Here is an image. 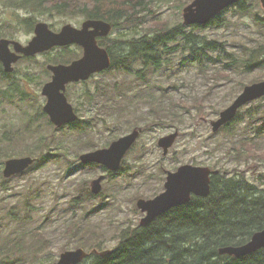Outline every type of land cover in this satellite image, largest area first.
Instances as JSON below:
<instances>
[{"label": "rangeland", "instance_id": "1", "mask_svg": "<svg viewBox=\"0 0 264 264\" xmlns=\"http://www.w3.org/2000/svg\"><path fill=\"white\" fill-rule=\"evenodd\" d=\"M135 1L132 0V2ZM143 1L145 3L147 0ZM191 1L155 0L147 4V8L137 6L135 12L144 20V24L119 25L113 29L109 37L111 39L122 37L127 40L131 37H140L152 27L165 24L175 26L178 23L183 25V9ZM258 1L260 5L253 6L251 12L247 14H241L238 11L239 7L235 6L225 12L221 17L222 21L217 24H209L199 29L184 26V29L186 32H193L202 37L208 36L227 42L229 52L240 51L249 46L257 47L260 42L264 43V7L261 1ZM252 4L254 0H246V5ZM105 9H110V6H105ZM29 16L24 10L5 7L3 0H0V37L13 38L27 45L35 35L34 26L37 22L45 21L57 31L67 23L80 27L86 19L79 14H37L36 22L31 28L25 22ZM175 45L178 47L172 52L169 62L161 64L158 70L147 69L143 72L144 77L137 76L138 72L143 70V64L138 61L131 65V73L112 67L107 72L97 74L84 85L72 86L70 102L73 105L78 104L82 120L93 118V124H96L97 128L71 133H66L69 127L62 128L55 133L52 131L54 134L51 139V142H54L52 143L53 150L57 149L56 141L63 140V146L67 147L64 151L66 158L44 161L40 166L38 165L39 167L12 178L5 187H0V205L3 201L11 208L17 206L18 201L26 200L25 195L29 188L38 186L40 188L31 202L32 207L29 208L31 214L27 225L30 230L42 228L50 244L33 256L32 264H52L65 250L78 247L91 250L90 245L95 241H91L95 237L91 235L92 233L85 235L87 245H80L77 239L70 238L66 232V222L72 216L82 220L86 215L87 222L99 235L97 239L100 238L103 241L102 247L104 249L114 248L118 243L120 229L134 227L140 222L143 214L136 205L137 199L154 196L164 189L166 177L164 169L172 170L184 163L211 167L216 165L225 170L238 167L240 170H246V177L250 181L264 186L259 179L260 175L264 174V134L258 137L255 129L256 125L264 123V113L257 114L253 119L249 117L250 112L254 113V107H263L264 98L241 109L240 117L243 116V118L231 128L236 132L234 136L225 129L213 132L210 124V121L218 118L220 112L234 101L247 84L255 82L253 79L256 78L264 79V67H257L252 72H242L241 75L236 74L232 79H228L225 75H219L220 71L215 69V64L208 62L206 58L208 66L204 67L197 62L187 61L188 57L192 59L193 56H189L180 38L170 46ZM77 46L72 45L71 50H77ZM58 51L55 50L46 55L39 54L31 61L24 59L15 64V71L11 73L12 78L8 80L15 84L19 92L10 88L12 93L9 91V96L13 94V99L4 94L0 96V137L3 131L13 127L11 124L15 125L14 129L23 128L25 124L23 109L33 112V105L42 108L44 104L42 87L45 82L43 80L46 76L50 78V75L43 70L42 64L49 63L47 62L48 56L57 55ZM82 54L79 53L80 56ZM211 54L216 58L218 54L224 55L220 51H214ZM184 59L186 61L182 63ZM240 82L243 83L240 84ZM116 84L120 86L119 93L115 91ZM8 87L10 86L4 84L0 88L6 90V88L9 89ZM83 92L96 95L102 92H110V94L116 92L122 114L114 113L111 116L110 113L105 112L101 115L98 114L99 111H96V106L93 110L89 109L86 112L81 94ZM20 93L23 97L19 95ZM139 95L141 98H137ZM24 97H29V99L24 100L22 104L19 103L18 100ZM156 97L160 101V105L157 102V106L164 107L163 111L166 108L174 109L177 111L176 114L179 113L178 119L154 113L150 104L153 103L151 99ZM134 126L143 127V133L133 150L127 154L126 162L118 173L108 174L101 166L81 163L80 154L92 149L89 143L94 147L106 146L113 139L132 130ZM31 127L34 128L35 125ZM43 128L44 132L48 133L47 128L45 126ZM176 129L180 131V134L169 154L164 156L163 150L158 145V139ZM50 130L53 129L49 128ZM243 139L246 141L253 139L258 143L248 144V148L246 147L248 152L240 161L230 156L228 150L235 142ZM74 141L81 142V145L80 143H77L78 146H73L75 143L71 145ZM34 144V141L26 139L18 142L16 149H22L20 152L23 153L29 146L34 147ZM21 156L24 155L13 157ZM101 174H106L102 193L92 197L89 195L90 198L87 199L83 192L90 187L92 179ZM74 199H79L77 201L79 205H72V203L75 204ZM95 207L96 211H94ZM18 208L21 209L15 208L13 214L17 218L20 217L18 220H22L21 216L28 210H24L22 205ZM3 213L0 211V220L7 225ZM8 229L12 235L18 233L16 222L7 226L6 231ZM21 255L16 252L17 261L14 264H27L29 254L25 253L20 257ZM1 258L5 257L0 256Z\"/></svg>", "mask_w": 264, "mask_h": 264}, {"label": "trees", "instance_id": "2", "mask_svg": "<svg viewBox=\"0 0 264 264\" xmlns=\"http://www.w3.org/2000/svg\"><path fill=\"white\" fill-rule=\"evenodd\" d=\"M154 1L147 0L144 3L143 0H136L135 2H132V0H3V5L7 8L26 11L27 15L30 16L26 18L25 22L31 28L36 22L35 16L37 14L52 15L54 13L59 15L79 14L85 18L105 19L112 22L113 27L117 28L119 25L144 24V20L135 12L136 7L147 8L146 5ZM257 4L260 5L258 0H254L252 5H246V0H242L237 4L238 11L241 14H247ZM105 6H110V9H105ZM230 9L224 10L210 24L213 25L222 21L221 17ZM184 26L181 23L175 26L165 24L152 27L140 37H131L127 40L122 37L115 39L104 37L101 38L100 42L106 46L111 54L112 67H117L120 71L127 73H131V65L138 61L141 64H153L156 70L160 69L161 64H167L169 59L172 58V52L178 46L170 45L177 42L179 38L184 42V47L189 52V56H193L192 59L188 57L187 61L190 63L197 62L204 67L208 66L207 59L208 62L211 61L215 64V69L220 71L219 75H225L228 79H232L236 74L241 75L242 72L249 73L257 67H264V43L260 42L258 46L256 45L257 47L249 46L240 51L229 52L226 46L227 42L208 36L202 37L193 32H186ZM192 27L195 29L203 28L202 26ZM77 47V50H71L70 47L59 50L57 55L55 54L56 56H48L47 62L70 63L80 56L79 53H82V48ZM210 51H220L224 55L218 54L216 58ZM33 59L35 57L26 58L29 61ZM204 59L205 63L203 64ZM185 61L184 59L182 63ZM43 70L48 74L45 66ZM143 75L144 73L139 71L137 76L141 77ZM8 78H12L11 73H6L0 63V87L4 84L10 86L6 90L0 88V96L1 94L9 96V91L11 92L12 89L19 92L15 84L9 81ZM253 80H260V78ZM242 83L240 82V84ZM115 87V91L117 90L119 93L121 91L120 86L116 84ZM110 92L104 93V98L109 103V109L104 111L110 113V115L114 113H117V115L122 114L119 97L116 96V92L111 94ZM19 95L23 97L22 93ZM9 97L14 98L13 94ZM137 98H141V96L139 95ZM28 99L29 97L20 98L18 102L22 104L24 100ZM151 100L153 105H150L154 113L178 119L179 113L176 114L177 111L171 110V108H166L163 111L164 107L157 106V102L160 105L157 97ZM33 109V112H29L28 109L22 111L25 122L23 128L14 129L15 125L11 124L13 127H9L2 132L0 137V172L4 160L17 155H37V161L24 173L32 171L44 161L54 158H66V152L64 151L67 147L63 146L64 141L57 140V149L55 150H53L52 145L54 142H51L53 132L60 131L62 128L54 127L41 107L37 108L36 105H33ZM254 109V113L250 112L249 114L250 119H253L259 113H264V105L262 108L256 106ZM242 118L243 116L240 117V113H238L236 119L225 125L223 129L234 136L236 132L231 128ZM33 124L35 125L34 128L31 127ZM44 126L47 128L48 133L44 132ZM49 128L53 130L49 131ZM255 129L258 137L263 135L264 123L256 125ZM82 130L86 129L73 124V126H69L66 133L81 132ZM26 139L34 141V147L29 146L26 149L27 151L21 153L22 149H16V145ZM73 143H75L73 146H78L77 143L81 145L79 141H74L71 145ZM253 143L258 142L253 139L250 141L244 139L237 141L228 150V153L241 161L248 152V144ZM89 146L92 149L94 148L93 144L89 143ZM212 168L220 169V173L212 176L211 193L208 197L194 196L189 203L170 209L148 226L138 224L134 227L120 229L118 243L113 248L114 252L112 254L101 256L93 253L85 259L83 264H264V248L241 258L219 253L221 247L244 244L250 240L256 231L264 229V186L250 181L246 177V170H240L238 167L233 170H225L214 165ZM259 179L264 183V174H261ZM10 180L3 179L0 187H5ZM39 189V186L29 188L26 191V200L18 201V205L12 208L8 207V203L1 202L0 211L4 212L3 216L7 225H4L0 220V256L5 257L0 259V264H14L17 261L16 252L22 254L20 257L24 256L25 253L29 254L27 264H32L33 256H36V253H39L50 244V240L42 228L38 227L35 230H30L27 225L31 214L29 208L32 207L31 202ZM83 194L87 199L94 196L89 188ZM78 200L74 199L75 204L72 203V205H79ZM20 205L23 206L24 210H28L21 216L23 217L22 220H18L20 217L17 218L13 214L15 208L17 210L21 209L18 208ZM96 210L95 207L94 211ZM83 218L80 220L78 217L72 216L70 220H67L65 229L70 238L77 239L80 245H87L85 235L92 233L91 235L95 237L91 241H95L90 245L91 249H104L102 247L103 241L100 238L97 239L99 235L87 222L86 215ZM12 222H16L18 233L15 235H12L9 229V232L6 231L7 226H10Z\"/></svg>", "mask_w": 264, "mask_h": 264}, {"label": "water", "instance_id": "3", "mask_svg": "<svg viewBox=\"0 0 264 264\" xmlns=\"http://www.w3.org/2000/svg\"><path fill=\"white\" fill-rule=\"evenodd\" d=\"M241 0H192L183 9L184 25H207L224 9L234 5ZM264 7V0H260ZM113 25L105 19L87 18L81 27L67 23L59 31L53 30L45 21L37 22L35 35L27 45L8 38H0V61L5 72H13L15 63L22 56H34L48 51L57 46H68L77 44L83 48L81 57L74 59L71 63H57L48 65L53 73L52 79L42 89V94L47 97L44 107L50 120L57 127L77 120L73 105L66 95L67 85L71 82L87 80L92 74L108 69L112 64V57L107 48L99 44L100 37H107L112 31ZM14 46V49L11 48ZM264 96V80L248 84L235 100L224 108L219 117L210 121L212 130L217 132L225 124L232 121L239 109ZM142 128H134L129 134L113 140L109 146L98 148L80 155L84 163H97L105 166L111 171H118L121 168L122 160L127 151L138 139ZM179 130L161 136L158 145L166 155L174 145ZM36 158L27 155L11 157L5 160L3 176L10 178L24 172L34 164ZM219 173L218 169L209 166L194 165L185 163L175 171H168L165 190L153 198H139L138 208L146 212L140 220L141 225H149L158 216L169 211L171 208L188 203L193 195L207 197L211 193V175ZM105 175L91 181V190L99 194L103 189ZM1 183V176H0ZM264 248V229L256 231L249 241L241 245H227L219 249L220 254H228L241 258ZM114 252V249L90 251L83 247L65 250L61 252L58 260L52 264H82L91 254L107 256Z\"/></svg>", "mask_w": 264, "mask_h": 264}, {"label": "flooded vegetation", "instance_id": "4", "mask_svg": "<svg viewBox=\"0 0 264 264\" xmlns=\"http://www.w3.org/2000/svg\"><path fill=\"white\" fill-rule=\"evenodd\" d=\"M108 21V20H107ZM36 25V24H35ZM34 29H35V26H34ZM0 38H3V37H0ZM4 38H7V37H4ZM102 38V37H101ZM101 38H99L98 40H99V43H101L100 42V40H101ZM8 39H13V38H8ZM13 40H15V39H13ZM102 46H104V47H106L105 45H103V44H101ZM67 47H70L71 48V46H66V47H55V48H53V49H51L50 51H47V52H44V53H40L41 55H46V54H49V53H52V52H54L55 50H63V49H65V48H67ZM11 48L12 49H14V46L13 45H11ZM82 48V47H81ZM82 52H83V48H82ZM39 54H37V55H35V56H32V57H36V56H38ZM26 58H31V57H25V56H22V58L17 62V63H19V62H21V61H23L24 59H26ZM1 63V62H0ZM16 63V64H17ZM2 64V63H1ZM50 63H47V64H44V66H45V68L47 69V71H48V75H50V78H49V76H46L45 77V80H43V81H45L44 82V85L48 82V80L50 81L51 79H52V75H53V73L48 69V65H49ZM54 64H57V63H54ZM68 64V63H67ZM43 65V64H42ZM112 68V67H111ZM111 68H108V69H106V70H103V71H100V72H96V73H94V74H92L91 75V77L89 78V79H87V80H80V81H78V82H71V83H69L68 85H67V89H66V95H67V97H68V100H69V98L71 97V95H70V88L72 87V86H75V85H80V84H85V83H87L90 79H92L93 77H95L97 74H101V73H104V72H107V71H109V70H111ZM150 69L151 71L153 70V69H155L154 67H153V64H148V65H146V64H143V70H142V72H146V70L147 69ZM43 85V86H44ZM42 89H43V87H42ZM82 94V98H83V104L85 105V108H86V112L89 110V109H91V110H93V108H92V106H96L97 108H96V111L98 112L99 111V113L98 114H104L105 113V111L104 110H108V101L104 98V96H105V94H104V92H102L101 94H98V95H96V94H93V93H90V92H88V93H86V92H83V93H81ZM96 95V96H95ZM100 95V96H99ZM42 96L44 97V104H42V110L45 112V110H44V107H45V105H46V103H47V97L45 96V95H43L42 94ZM97 96L99 97L98 99H97ZM92 98H94V99H92ZM69 102H70V100H69ZM71 103V102H70ZM72 104V103H71ZM73 105V104H72ZM73 108H74V110H75V112H76V114L78 115V118H77V120H75V121H73V122H71V123H69V124H66V125H63L62 127H59V128H65V127H69V126H73V124H76V125H78L80 128H85L86 130H89L90 128H97V126H96V124H93L94 122L92 121V119H89V120H86V121H84V120H82V118H81V115H80V112H79V110H80V108H79V106H78V104H76V105H73ZM23 110H26V109H23ZM46 113V112H45ZM47 114V113H46ZM47 116L49 117V115L47 114ZM49 120H50V118H49ZM51 121V120H50ZM102 121V120H101ZM58 128V127H57ZM134 128H142V131H141V133H140V135H139V137H138V139L136 140V142L133 144V146L127 151V153H126V155L124 156V158H123V164H124V162H126V156H127V154L130 152V151H132L133 150V148L136 146V144H137V141L139 140V138H140V136H141V134L143 133V127H140V126H134ZM133 128V129H134ZM133 129L132 130H129L128 132H126V133H124L122 136H124V135H126V134H129V133H131L132 131H133ZM118 139V138H117ZM113 140H115V139H113ZM112 140V141H113ZM111 141V142H112ZM110 142V143H111ZM109 143V144H110ZM108 144V145H109ZM108 145H106V146H108ZM106 146H103V147H106ZM97 148H100V147H94L93 149H90V150H88V151H91V150H94V149H97ZM88 151H86V152H88ZM85 153V152H84ZM82 154V153H81ZM168 154H169V152H168ZM164 156H167V155H164ZM80 157V156H79ZM92 164V163H91ZM181 164H179L178 166H176L174 169H172V171H175L179 166H180ZM169 169H164V171L166 172L165 173V175H166V177H165V181H166V178H167V171H168ZM165 190V182H164V189L163 190H161V191H159V193H161V192H163ZM158 194V193H157ZM157 194H155L154 196H151V197H144V198H147V199H149V198H153V197H155ZM140 198V197H139Z\"/></svg>", "mask_w": 264, "mask_h": 264}]
</instances>
